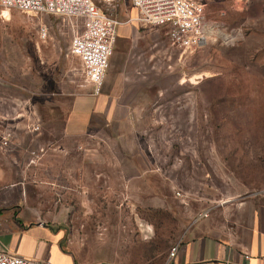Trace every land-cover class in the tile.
Wrapping results in <instances>:
<instances>
[{
	"label": "rangeland",
	"instance_id": "obj_1",
	"mask_svg": "<svg viewBox=\"0 0 264 264\" xmlns=\"http://www.w3.org/2000/svg\"><path fill=\"white\" fill-rule=\"evenodd\" d=\"M94 1L121 25L102 89L115 110L87 129L66 125L93 92L70 55L81 21L0 8V246L19 216L61 231L75 264H168L188 230L264 206V0H201L195 49L130 0Z\"/></svg>",
	"mask_w": 264,
	"mask_h": 264
},
{
	"label": "built area",
	"instance_id": "obj_2",
	"mask_svg": "<svg viewBox=\"0 0 264 264\" xmlns=\"http://www.w3.org/2000/svg\"><path fill=\"white\" fill-rule=\"evenodd\" d=\"M130 3L137 12V22L145 27L165 29L174 46L195 49L208 39L206 6L201 0H130ZM0 8L81 21L70 55L81 62L93 93L102 94L121 25L117 19L107 16L94 0H0ZM47 31V27L42 26L44 37ZM10 137L9 134L4 136L3 143L7 145ZM177 251L173 248L170 258L175 257ZM0 264L47 263L12 254L0 246Z\"/></svg>",
	"mask_w": 264,
	"mask_h": 264
},
{
	"label": "crops",
	"instance_id": "obj_3",
	"mask_svg": "<svg viewBox=\"0 0 264 264\" xmlns=\"http://www.w3.org/2000/svg\"><path fill=\"white\" fill-rule=\"evenodd\" d=\"M110 70L111 62L108 76ZM108 102L102 94L93 92L77 96L66 125L75 120L80 128L87 129L95 114H107L110 108L109 114H113L115 107L108 106ZM52 154L55 153H50V157H59ZM249 204H253L251 210L247 208ZM16 221H11L4 232L10 253L47 264H75L74 258L63 250L61 231L23 221L19 216ZM173 248L178 251L175 257H169L168 264H264V206L245 202L241 204V215H227L218 227L214 220H206L204 225L184 233Z\"/></svg>",
	"mask_w": 264,
	"mask_h": 264
}]
</instances>
